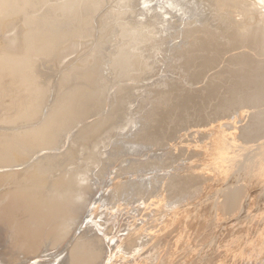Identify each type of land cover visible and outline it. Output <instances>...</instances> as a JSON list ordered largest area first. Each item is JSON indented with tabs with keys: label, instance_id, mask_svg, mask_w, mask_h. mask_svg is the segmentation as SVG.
Wrapping results in <instances>:
<instances>
[{
	"label": "bare ground",
	"instance_id": "bare-ground-1",
	"mask_svg": "<svg viewBox=\"0 0 264 264\" xmlns=\"http://www.w3.org/2000/svg\"><path fill=\"white\" fill-rule=\"evenodd\" d=\"M0 264H264V0H0Z\"/></svg>",
	"mask_w": 264,
	"mask_h": 264
}]
</instances>
